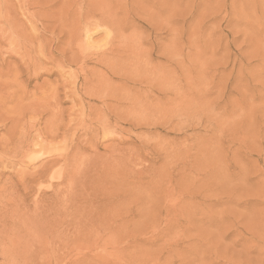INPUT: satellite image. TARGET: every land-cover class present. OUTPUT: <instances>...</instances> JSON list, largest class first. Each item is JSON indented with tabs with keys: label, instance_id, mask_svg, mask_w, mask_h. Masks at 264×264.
<instances>
[{
	"label": "rangeland",
	"instance_id": "374dc122",
	"mask_svg": "<svg viewBox=\"0 0 264 264\" xmlns=\"http://www.w3.org/2000/svg\"><path fill=\"white\" fill-rule=\"evenodd\" d=\"M0 264H264V0H0Z\"/></svg>",
	"mask_w": 264,
	"mask_h": 264
}]
</instances>
